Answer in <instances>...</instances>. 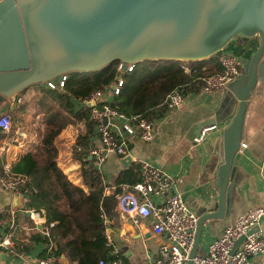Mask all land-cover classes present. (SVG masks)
<instances>
[{
  "label": "water",
  "instance_id": "obj_1",
  "mask_svg": "<svg viewBox=\"0 0 264 264\" xmlns=\"http://www.w3.org/2000/svg\"><path fill=\"white\" fill-rule=\"evenodd\" d=\"M235 37H257L259 45L249 59L239 58L242 74L228 84L238 108L223 133L217 209L198 216L187 263L193 264L202 223L224 214L247 99L263 80L264 0H0V111L23 89L60 75L115 61L124 71L144 60H203ZM120 162L129 167L131 156ZM20 204L15 197L14 205Z\"/></svg>",
  "mask_w": 264,
  "mask_h": 264
},
{
  "label": "crops",
  "instance_id": "obj_2",
  "mask_svg": "<svg viewBox=\"0 0 264 264\" xmlns=\"http://www.w3.org/2000/svg\"><path fill=\"white\" fill-rule=\"evenodd\" d=\"M258 45L257 37H235L222 52L249 59ZM262 60L264 61V54ZM43 87L39 83L23 89L7 101L0 114L9 113L12 117L17 115L22 120L28 119L31 100L38 107L39 88ZM17 97L22 100L12 107V102ZM104 99L112 100L109 91ZM237 108L238 100L229 89L216 90L210 95L186 94L185 104L181 109L168 117L155 120L152 141L144 142L138 138L131 140L132 164L138 166L139 162L147 160L171 175L175 179L172 192L178 193L197 216L215 211L219 194L217 173L222 163L223 133L233 120ZM36 109L41 115L40 110ZM25 125L21 121L20 126L13 127L12 122L11 132L0 139L1 166L9 165L11 168L25 151L38 143L34 132L26 129ZM209 127L213 128L203 133L202 140L194 142V138ZM82 131V125H68L55 138L54 144L58 152L59 168L73 183L84 187L80 162L72 154L76 137ZM93 143L95 147L101 148L97 135L93 137ZM242 143L246 147L240 146L233 158L225 194L224 214L222 218L209 219L202 223L197 254H205L209 243L220 235L227 224L233 223L250 209L264 206V74L263 80H257L251 96L247 99L241 131L240 144ZM103 155L104 160L99 170L105 175L112 190L116 176L124 167L120 162L121 157L115 153L105 151ZM15 197L21 199L19 206L14 205ZM24 202L19 194L0 187V235L11 230L13 236L11 249L0 250V264H34L36 259L46 255L45 244L38 238L43 234L37 232H41L45 219L43 217L33 220L25 209ZM114 210V214L105 223L109 255L126 264L155 262L164 237L151 230V219L135 216L134 213H120L116 207ZM24 225L30 228L27 237L23 231ZM254 230L264 234V217ZM30 235L33 236L31 241ZM56 262L74 264L64 255L56 259ZM248 264H264V254L251 256Z\"/></svg>",
  "mask_w": 264,
  "mask_h": 264
},
{
  "label": "trees",
  "instance_id": "obj_3",
  "mask_svg": "<svg viewBox=\"0 0 264 264\" xmlns=\"http://www.w3.org/2000/svg\"><path fill=\"white\" fill-rule=\"evenodd\" d=\"M118 65L115 61L97 71L70 72L60 91L39 88L37 108L42 113V128L41 132L38 129V143L12 164L11 171L28 177L19 189L25 193V209L42 211L45 224H52L47 236H38L45 244L44 256L53 255L58 259L64 255L74 264H98L102 259L115 258L109 255L105 223L115 212L114 195L119 191V185L134 184L139 180L138 166L132 164L120 171L111 194L104 195L110 185L95 166L94 157L88 160L96 133L95 122L90 118L91 106L83 101L94 91L105 92L118 75ZM221 69L218 55L196 61L144 60L134 63L132 71L123 74L119 93L108 103L126 116L157 120L164 116L163 103L172 90L179 88L184 95L197 93L203 86L202 78L217 74ZM68 125L84 127L76 137L72 153L80 162L84 187L73 183L57 164L54 141ZM6 134L0 129V139ZM2 175L0 157V177ZM32 237L30 235V241Z\"/></svg>",
  "mask_w": 264,
  "mask_h": 264
},
{
  "label": "built area",
  "instance_id": "obj_4",
  "mask_svg": "<svg viewBox=\"0 0 264 264\" xmlns=\"http://www.w3.org/2000/svg\"><path fill=\"white\" fill-rule=\"evenodd\" d=\"M221 72L202 78L203 86L197 94L210 95L216 90L228 89V84L242 74L243 67L240 59L232 54L219 52ZM122 63L118 65V75L105 92L94 91L84 104L91 106L90 118L95 122V133L101 144V148L92 147L90 156L95 159V166L99 169L104 160L102 150L113 152L119 157L130 155V142L138 138L144 142L154 139L155 120L139 118L138 116H126L116 107L104 99L109 91L111 96L119 93L123 85V74L132 71L133 64H127L121 71ZM186 72L188 69L185 67ZM66 74L55 79L42 82L45 88L60 91L64 87ZM12 98V97H11ZM17 97L12 102V107L21 102ZM185 104V95L182 90L176 88L166 97L163 105L168 117L174 111L181 109ZM105 121V123H104ZM12 128V120L9 113L0 114V129L9 133ZM213 127L205 128L201 134L194 138L199 142L203 133ZM242 148L246 144H240ZM138 178L134 184L123 183L119 185V191L115 193V207L120 213H134L135 216L151 219V230L164 237V241L158 249L159 257L155 262H143L139 264H187L193 243V237L197 226L198 216L181 198L172 192L175 179L153 165L149 161L138 163ZM28 181V177L11 171L9 165H4L3 175L0 177V187L8 192L19 194L23 198L24 192L20 188ZM111 194L107 187L104 195ZM33 220L43 219L42 211L28 210ZM264 217V206L256 207L241 214L233 223L227 224L220 235L209 243L205 254H196L192 259L193 264H248L249 258L256 254H264V234L255 231L259 221ZM52 224L43 223L41 233L49 234ZM25 236H29L30 228L23 226ZM249 232V233H248ZM245 235V239L234 250V244L238 238ZM12 231L8 230L0 235V250L11 249L13 246ZM34 264H59L53 255L39 257ZM98 264H126L118 258L100 260Z\"/></svg>",
  "mask_w": 264,
  "mask_h": 264
},
{
  "label": "rangeland",
  "instance_id": "obj_5",
  "mask_svg": "<svg viewBox=\"0 0 264 264\" xmlns=\"http://www.w3.org/2000/svg\"><path fill=\"white\" fill-rule=\"evenodd\" d=\"M35 95L37 94L36 89L34 88ZM36 101V99H35ZM33 101L31 100V107L28 108V119H23L20 116H11L12 122H13V127L20 126L21 121L26 123V129H31V132H34V136L37 137L39 135L38 129L42 128L41 125V115H39V112L37 111V106L35 107V104L32 103ZM24 125V124H23ZM24 126V128H25ZM41 132V131H40Z\"/></svg>",
  "mask_w": 264,
  "mask_h": 264
}]
</instances>
